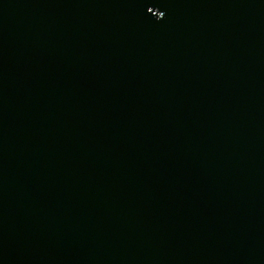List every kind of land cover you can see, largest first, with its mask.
I'll return each mask as SVG.
<instances>
[{"label": "water", "instance_id": "1", "mask_svg": "<svg viewBox=\"0 0 264 264\" xmlns=\"http://www.w3.org/2000/svg\"><path fill=\"white\" fill-rule=\"evenodd\" d=\"M0 264H264V0H0Z\"/></svg>", "mask_w": 264, "mask_h": 264}]
</instances>
